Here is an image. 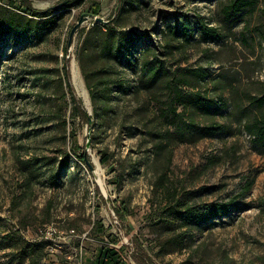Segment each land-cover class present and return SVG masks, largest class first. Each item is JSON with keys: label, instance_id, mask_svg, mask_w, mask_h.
<instances>
[{"label": "rangeland", "instance_id": "obj_1", "mask_svg": "<svg viewBox=\"0 0 264 264\" xmlns=\"http://www.w3.org/2000/svg\"><path fill=\"white\" fill-rule=\"evenodd\" d=\"M61 1L31 3L43 9ZM228 1L74 0L63 17L38 24L41 37L28 33L0 38V264H32L9 247L13 242L8 233L17 229L26 240L49 223L63 233L74 228L87 255L84 263L90 264L99 248L95 236L104 239L107 231L129 243L123 230L112 224L110 207L113 210L118 202L128 209L134 233L159 264H264V145L243 129L244 119L257 111L243 95L264 89V18L245 8L226 21L222 8ZM119 2L130 14L116 41L120 54H110L107 70L111 78L123 79L124 90L98 103L95 113L75 51L92 22L101 23L94 17L109 20ZM88 8L96 14L72 36L69 71L92 124L76 117L63 129L56 77L68 27ZM202 23L216 27L221 38L211 39ZM184 24L188 36L179 35L165 48L163 32ZM129 27L134 29L131 36ZM148 45L155 48L151 59L163 60L171 69L198 70V77L204 78L197 85L208 89V95H221L230 106L216 115L221 130L193 143L175 144L169 164L155 146L156 121L147 96L129 90L139 80L142 52ZM66 114L70 115L69 107ZM204 120L206 115L198 117ZM72 146L77 153L86 152L102 186ZM57 170L53 182L51 174ZM251 177L252 186L242 192ZM172 193L193 205L237 194L238 207L188 232L165 210ZM98 219L105 232L96 229ZM183 233V246L168 243ZM50 258L55 262L56 256ZM121 264L136 263L126 255Z\"/></svg>", "mask_w": 264, "mask_h": 264}, {"label": "trees", "instance_id": "obj_2", "mask_svg": "<svg viewBox=\"0 0 264 264\" xmlns=\"http://www.w3.org/2000/svg\"><path fill=\"white\" fill-rule=\"evenodd\" d=\"M18 1L20 4H16V0H10L5 5L0 4V38L8 35L21 37L28 33L33 38H39L41 33L38 24L43 22L47 25L55 19L63 17L66 13L65 8L70 7L74 2V0H62L57 6L39 9L32 5L31 0ZM245 8L253 12L258 11L260 17L264 18V0H229L223 6L222 13L226 21H231L233 16ZM87 11L96 14L94 8H88ZM129 14V9L119 2L116 11L110 16L109 22H92V26L85 32L81 44L75 51L90 98L94 104L95 113L97 112L96 106L98 103L109 101L113 92L124 90L123 79L120 76L111 78L108 74L111 71L107 70V67L112 64L109 62L110 54L112 53L115 56L120 54L116 41L123 27L127 26ZM72 26L68 27V32ZM201 27L211 39L221 38V33L216 27L205 23H202ZM128 30V35L131 36L134 29L129 27ZM179 35L181 37L188 36V26L186 24L182 29L175 25L163 32L161 40L164 47L169 48L172 41ZM64 43L63 64L61 73H57L56 82L59 87L60 125L63 129H66V125L71 123V119L73 121L78 117L80 120L89 123L90 116L83 107L80 98L75 94L70 82V57H66V41ZM154 53L155 48L152 45L144 48L140 67L141 75L136 84L129 90L134 95L143 92L147 96L148 105L153 109L152 112L156 121L153 130L156 136L155 146L158 147V152L165 156L166 162L169 164L175 144L179 142L193 143L206 136H212L221 130L223 125L219 123L216 115L223 109L225 111L229 110L230 106L227 105L226 100L221 95H208V89H201V86L197 85L200 79L204 78L201 74L198 77L196 73L198 70L187 66L181 67L180 70L178 67L171 69L163 60L155 57L151 59L150 55ZM192 75L196 76L193 77ZM243 96L257 109L250 117L244 119L243 129L252 136L255 143L264 145V89L257 94L246 93ZM68 107L70 109L69 116L66 114ZM201 115H206L208 120L199 122L198 117ZM227 116H230V113ZM70 134L73 136V130L70 131ZM71 149L80 161L86 163L83 150L77 153L76 146H72ZM101 160H105L103 152H101ZM58 170L51 174L53 182L58 178ZM163 177H165V173L162 174L159 180L161 181ZM253 181V177L247 179L242 192L249 190ZM171 195L172 201L165 210L168 215L179 220V227H185L188 232L192 229L202 228L212 219L228 216L235 207H238L237 194L194 205L176 199L173 193ZM113 210L115 215L112 224L118 230H123L129 238V243H123L119 247L110 245L117 244L120 240L117 236L107 232L104 224L98 219L94 224L96 229L106 231L107 235L104 239L95 236V242L99 244V248L89 263H126L127 255L136 264H159L155 257L144 248L139 236L134 233V227L127 219L128 209L122 205V202H118L113 204ZM168 222L171 223V221H166V223ZM38 228L34 230L33 234ZM8 236L13 242L9 247L20 251V255L26 257L32 264H76L77 258H66V254L70 251L68 246H64L58 253L53 254L56 256L54 262L50 258L52 254L47 249V240H25L17 229L10 231ZM185 241L186 237L183 233L182 235L176 234L168 243L173 242L176 245L183 246ZM73 244L78 247L81 242L76 239ZM86 258L87 255L82 251L80 256L82 264H85Z\"/></svg>", "mask_w": 264, "mask_h": 264}, {"label": "built area", "instance_id": "obj_3", "mask_svg": "<svg viewBox=\"0 0 264 264\" xmlns=\"http://www.w3.org/2000/svg\"><path fill=\"white\" fill-rule=\"evenodd\" d=\"M73 238H81L79 235L75 233L74 228H70L66 233H63V231H60L56 229V227L49 223L45 224L41 227H39L35 234L29 237V241H35V240H47L48 245L47 249L49 253L55 254L60 249H62L64 246H68L70 249L69 253L66 254L67 259L77 258L76 264H82L80 261V256L82 254V245L79 244L78 247H76L73 244L74 239ZM123 243L120 241L117 244H110L115 247H119Z\"/></svg>", "mask_w": 264, "mask_h": 264}, {"label": "water", "instance_id": "obj_4", "mask_svg": "<svg viewBox=\"0 0 264 264\" xmlns=\"http://www.w3.org/2000/svg\"><path fill=\"white\" fill-rule=\"evenodd\" d=\"M65 1H67V0H65ZM57 5H59V4H57ZM57 5H54V6H57ZM94 14H92V13H86V12H84V13H82V15L80 16V18H79V20L72 26V28L70 29V32H69V36H68V39H67V44H66V57H70V46H71V43H72V36H73V34L75 33V31L79 28V26H80V24L84 21V20H86L88 17H91V16H93ZM95 18V20L96 21H98V22H101V23H107V22H109L110 20H103L101 17H94ZM84 158H85V161H86V163L88 164V166L90 167V169H91V171H92V173H93V175H94V177H95V179H96V181H97V183L99 184V186H102L101 185V180H100V176H99V174H97V172H96V168H94L93 167V165L89 162V160L87 159V157H86V152H84ZM102 188V187H101ZM109 204V203H108ZM110 207V206H109ZM110 209H111V213H112V215L114 216V211L112 210V208L110 207Z\"/></svg>", "mask_w": 264, "mask_h": 264}, {"label": "bare ground", "instance_id": "obj_5", "mask_svg": "<svg viewBox=\"0 0 264 264\" xmlns=\"http://www.w3.org/2000/svg\"><path fill=\"white\" fill-rule=\"evenodd\" d=\"M97 174H98V171L96 170ZM100 176V175H99Z\"/></svg>", "mask_w": 264, "mask_h": 264}, {"label": "crops", "instance_id": "obj_6", "mask_svg": "<svg viewBox=\"0 0 264 264\" xmlns=\"http://www.w3.org/2000/svg\"><path fill=\"white\" fill-rule=\"evenodd\" d=\"M50 264H55V263H50Z\"/></svg>", "mask_w": 264, "mask_h": 264}]
</instances>
